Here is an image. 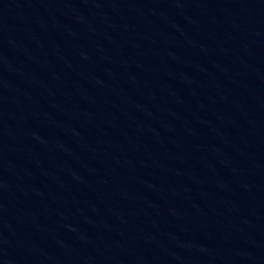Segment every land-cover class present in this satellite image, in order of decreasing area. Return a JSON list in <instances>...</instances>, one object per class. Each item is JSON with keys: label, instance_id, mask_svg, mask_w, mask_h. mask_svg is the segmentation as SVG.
<instances>
[{"label": "water", "instance_id": "obj_1", "mask_svg": "<svg viewBox=\"0 0 264 264\" xmlns=\"http://www.w3.org/2000/svg\"><path fill=\"white\" fill-rule=\"evenodd\" d=\"M74 0H0V99Z\"/></svg>", "mask_w": 264, "mask_h": 264}]
</instances>
